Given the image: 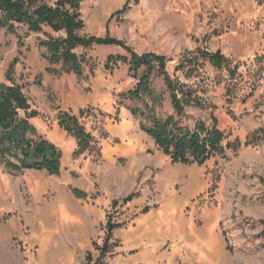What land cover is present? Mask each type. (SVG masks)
Here are the masks:
<instances>
[{
    "label": "rangeland",
    "instance_id": "rangeland-1",
    "mask_svg": "<svg viewBox=\"0 0 264 264\" xmlns=\"http://www.w3.org/2000/svg\"><path fill=\"white\" fill-rule=\"evenodd\" d=\"M127 1L82 0V34L109 32L140 55L165 56L170 76L203 103L188 107L181 122L216 125L225 147L242 145L202 166L174 164L132 115L143 103L121 98L138 77L121 63L106 68L124 50L80 48L88 61L83 77L61 65L52 73L39 47L44 34L16 24L19 43L0 29V84H10L16 61L13 78L39 113L32 124L63 154L59 175L0 168V264H84L88 253L99 256L94 243H104L109 221L121 225L112 233L110 264H264V0H141L110 21ZM203 50L220 51L233 72L203 60L193 74L176 70ZM150 80L156 114L172 115L164 79L153 73ZM61 112L79 118L93 148L78 153L77 139L59 126ZM131 194V202L113 206Z\"/></svg>",
    "mask_w": 264,
    "mask_h": 264
},
{
    "label": "trees",
    "instance_id": "trees-1",
    "mask_svg": "<svg viewBox=\"0 0 264 264\" xmlns=\"http://www.w3.org/2000/svg\"><path fill=\"white\" fill-rule=\"evenodd\" d=\"M141 0H128L124 7L113 14L128 11L133 2L138 5ZM82 0H58L50 5L41 0H0V29H6L18 37L16 24L27 27L29 33L44 34L47 39L39 38V47L46 51V59L51 68L49 72L58 73L52 66L61 65L63 73H74L78 77L85 74L84 65L88 64L85 56H79L76 50L90 49L95 46H114L124 50L127 55L110 56L106 63L107 69L117 67L119 63L127 65L130 72L138 77L137 87L121 94L126 101L142 102L143 109H131L134 117L140 119V129L146 133L155 145L168 156L174 164L202 166L216 156L225 154L226 148L239 149V141L224 146L225 133L216 125L209 126L199 121L193 128L184 125L181 118L188 107H202L201 98L196 92H191L185 85L174 80L167 70V58L155 53L140 55L125 41L112 37L109 32L104 37L85 36V22L82 18ZM49 28L55 37L45 32ZM199 60L209 63L213 68L221 70L231 69L232 61L220 51L211 53L208 50L198 51L186 58L177 67V71L193 74ZM16 61L7 72V84H0V168L3 167L11 174H24L27 171H45L48 175H59L62 168V151L52 142L38 134L37 128L31 120L39 113L33 110L23 87L16 84L13 73ZM145 69L139 76V72ZM157 74L164 79L170 95L173 114L160 118L154 105L157 104L155 93L151 89V74ZM150 97L152 104L146 102ZM83 113V112H82ZM59 126L72 134L78 141V153L93 148L94 138L80 123L77 116L68 112H61L58 117ZM247 145V143H246ZM79 199L87 198V194L79 189L73 190ZM131 194L123 200H116L113 206L120 202L127 204L134 199ZM264 233V220L260 221ZM120 224L109 221L107 236L102 245L94 243L99 252L95 257L91 252L84 264H110L106 257L113 250L112 233L120 228Z\"/></svg>",
    "mask_w": 264,
    "mask_h": 264
}]
</instances>
